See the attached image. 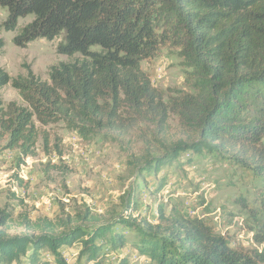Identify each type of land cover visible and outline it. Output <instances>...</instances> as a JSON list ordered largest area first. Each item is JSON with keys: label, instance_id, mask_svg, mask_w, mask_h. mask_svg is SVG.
Instances as JSON below:
<instances>
[{"label": "trees", "instance_id": "trees-1", "mask_svg": "<svg viewBox=\"0 0 264 264\" xmlns=\"http://www.w3.org/2000/svg\"><path fill=\"white\" fill-rule=\"evenodd\" d=\"M0 8L7 11V32L33 17L13 39L16 47L62 37L57 53L80 55L51 67L49 82L31 71L12 79L0 68V89L11 84L23 103L5 106L0 98V140H6L4 150L20 151L19 169L36 157L39 140L44 152L53 151L61 161L60 139L52 141L37 124L63 123L83 140L114 142L146 125L163 140L158 164L171 165L188 149H204L231 166L248 168L264 183V0H0ZM5 48L0 38V58ZM164 49L180 51L196 94L167 103L153 86L143 63ZM171 116L190 146L167 141ZM19 171L14 185L25 190ZM134 206L135 201L127 203L128 219L101 225V217L88 210L56 222L33 223L24 216L22 226L34 233L17 237L5 231L11 214L0 211V260L31 246L33 254L47 249L57 264H66L59 251L79 241H84L81 255L91 260L99 244L103 253L111 250L104 244L108 233L122 245L115 233L119 225L136 234L133 247L155 264H264V223L254 234L263 250L249 252L233 249L204 219L175 208L167 214L160 206L153 224L135 218Z\"/></svg>", "mask_w": 264, "mask_h": 264}, {"label": "rangeland", "instance_id": "rangeland-1", "mask_svg": "<svg viewBox=\"0 0 264 264\" xmlns=\"http://www.w3.org/2000/svg\"><path fill=\"white\" fill-rule=\"evenodd\" d=\"M6 19L7 11L0 8V38L6 43L0 68L12 79L27 77L31 71L41 81L49 82L51 67L80 59V55L69 58L57 53L62 37L53 41L40 39L23 49L16 47L13 39L33 17L21 20L13 33L3 28ZM143 69L153 86L165 93L167 103L182 94L197 92L188 79L190 68L179 50H162L151 63L144 62ZM0 98L5 106L11 102L23 105L11 84L0 89ZM37 126L49 133L52 141L60 139L63 156L60 161L53 151L44 152L39 140L36 157L28 158L19 169L20 151L4 150L6 140H0V211L12 216L5 228L9 237L34 233L22 226L24 216L33 223L44 219L56 222L88 210L101 217V225L128 219L127 203L135 201V218L156 224L158 207L167 214L175 208L186 217L204 219L228 239L233 249L263 250L254 241V234L264 223V183L248 168L231 166L204 149H188L171 165L158 164L164 154L163 140L146 125L118 142L83 140L63 123L47 128ZM167 141L191 145V139L179 129L176 116L170 117ZM57 165L65 167L66 173L55 170ZM18 170L27 184L25 190L14 185L13 176ZM115 233L123 237L122 245L114 243L113 234L108 233L104 244L111 250L103 253L99 244L100 252L94 259L81 255L84 241L59 252L63 259L66 256V264H96L95 259L98 264H155L133 247L138 242L135 233L119 225ZM31 248L7 256L0 264H57L52 252L42 249L33 254Z\"/></svg>", "mask_w": 264, "mask_h": 264}, {"label": "built area", "instance_id": "built-area-1", "mask_svg": "<svg viewBox=\"0 0 264 264\" xmlns=\"http://www.w3.org/2000/svg\"><path fill=\"white\" fill-rule=\"evenodd\" d=\"M114 257H116V256H114ZM64 259H66V256H65V258Z\"/></svg>", "mask_w": 264, "mask_h": 264}]
</instances>
